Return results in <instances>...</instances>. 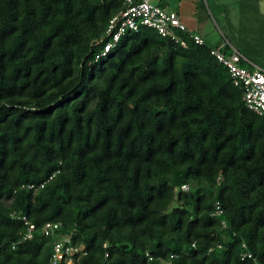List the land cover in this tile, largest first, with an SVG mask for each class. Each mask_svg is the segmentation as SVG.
I'll use <instances>...</instances> for the list:
<instances>
[{"label":"trees","instance_id":"16d2710c","mask_svg":"<svg viewBox=\"0 0 264 264\" xmlns=\"http://www.w3.org/2000/svg\"><path fill=\"white\" fill-rule=\"evenodd\" d=\"M125 8L0 0V264L49 263L12 212L61 222L75 264H264V117L205 39L140 26L95 59Z\"/></svg>","mask_w":264,"mask_h":264},{"label":"built area","instance_id":"2783aa9c","mask_svg":"<svg viewBox=\"0 0 264 264\" xmlns=\"http://www.w3.org/2000/svg\"><path fill=\"white\" fill-rule=\"evenodd\" d=\"M122 1L126 8L109 19L104 35L95 42V44L103 43L101 51L95 59L105 56L127 31H137L140 26L150 27L161 36L169 37L181 46L186 45V40L182 33H186L196 44H203V38L191 32L181 21L177 12L165 10L153 3L152 0ZM210 54L227 68L232 83L241 90L244 106L264 117V68L246 58L224 37L213 47H210ZM43 185L44 182L38 185L31 183L27 187L38 189ZM181 189L187 190V184H183ZM221 212L222 208L216 202L214 213L220 214ZM10 215L23 221L25 225L23 240L31 239L36 231L44 237L54 239L48 264H75L86 253L84 243L74 242L72 233L61 231V222L47 221L37 229L35 224L25 215L17 216L15 212ZM221 223L222 226H226L225 221ZM173 257L174 254H171L170 258ZM241 257L251 258V253L247 250L243 251ZM166 264L173 263L168 260Z\"/></svg>","mask_w":264,"mask_h":264},{"label":"rangeland","instance_id":"374dc122","mask_svg":"<svg viewBox=\"0 0 264 264\" xmlns=\"http://www.w3.org/2000/svg\"><path fill=\"white\" fill-rule=\"evenodd\" d=\"M176 4L171 0L170 9ZM194 6V14L191 6L183 12L188 17L181 14L188 27L208 43L225 33L246 58L264 68V0H197Z\"/></svg>","mask_w":264,"mask_h":264},{"label":"crops","instance_id":"0c3cea01","mask_svg":"<svg viewBox=\"0 0 264 264\" xmlns=\"http://www.w3.org/2000/svg\"><path fill=\"white\" fill-rule=\"evenodd\" d=\"M153 3L159 5L161 8L165 9V10H169V11H175L177 12V14L179 15L181 21L187 26V28L193 32V33H196L198 35H200L199 32H197L196 30L188 27V25L186 24V22L181 18V14H183V12L186 14L188 13L187 9L191 6L192 7V10H193V14H194V11H195V4L197 2V0H185L184 2H182L181 0H177V4L175 6V9H170V6H171V0H152ZM203 13H206V12H203ZM184 15V14H183ZM185 17H188L189 15H184ZM194 18V17H193ZM203 39L206 40L205 37H203L202 35H200ZM226 38L233 46L234 43L233 41L231 40V38H229L225 33H223V35L218 39V40H215L214 42H211L209 44L211 45H214V44H217L222 38ZM207 41V40H206ZM236 47V46H235ZM240 52H241V49L236 47ZM242 54H244L243 52H241ZM258 65V64H257Z\"/></svg>","mask_w":264,"mask_h":264}]
</instances>
